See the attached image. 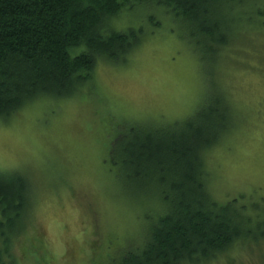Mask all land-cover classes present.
<instances>
[{"label": "rangeland", "instance_id": "rangeland-1", "mask_svg": "<svg viewBox=\"0 0 264 264\" xmlns=\"http://www.w3.org/2000/svg\"><path fill=\"white\" fill-rule=\"evenodd\" d=\"M242 12L230 15L236 44L209 61L167 12L124 11L110 27L143 32L124 64L100 63L73 97L42 99L0 119V173L22 176L31 198L24 236L4 264H110L139 246L162 210L158 190L153 183L142 190L112 166L113 139L129 126L166 131L184 123L209 101L212 82L230 104L234 129L203 156L206 189L249 216L251 203L263 207L264 0ZM241 247L209 264H264V240Z\"/></svg>", "mask_w": 264, "mask_h": 264}, {"label": "trees", "instance_id": "trees-1", "mask_svg": "<svg viewBox=\"0 0 264 264\" xmlns=\"http://www.w3.org/2000/svg\"><path fill=\"white\" fill-rule=\"evenodd\" d=\"M256 1L0 0V119L42 99L73 97L100 63L124 64L143 40L140 28L110 27L124 11L167 12L189 33L188 43L214 61L236 44L230 15ZM214 84L206 105L184 123L166 131L129 126L113 139L112 166L142 190L155 184L162 210L139 246L117 253L110 264H209L264 240L263 204L251 203L252 215L262 214L249 216L237 201L219 205L206 189L203 156L234 129L230 104ZM29 192L19 174L0 173V264L24 236Z\"/></svg>", "mask_w": 264, "mask_h": 264}]
</instances>
